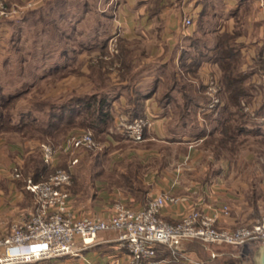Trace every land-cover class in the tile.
<instances>
[{"label":"crops","instance_id":"1","mask_svg":"<svg viewBox=\"0 0 264 264\" xmlns=\"http://www.w3.org/2000/svg\"><path fill=\"white\" fill-rule=\"evenodd\" d=\"M9 1L26 13L29 4L36 7L44 0ZM81 6L83 17L73 29L86 38L81 40L86 52L79 56L84 63L59 74L55 103L63 105L74 96H107L111 115L99 133L79 124L55 134L56 166L72 170V217H106L116 202L140 209L171 194L181 201L163 207L162 216L169 222H179L192 208L210 210L227 203L231 215L221 226L234 229L252 223V210L239 207L246 202H240L243 196L231 182L237 154L219 142L223 131L237 122V107L223 88V104L208 110L203 90L209 73L221 80L216 59L223 40L232 37L239 53L238 72L248 75L241 114L250 116L244 111L248 106L259 116V125L264 124V86L258 83L264 60V0H83L72 9ZM185 15L193 21L188 28L183 27ZM112 40L118 50L114 56L109 53ZM144 116L153 124L145 139L135 143L120 121ZM80 131H91L98 146L67 152L65 138ZM16 133L0 131V239L34 211L23 180H33L29 159L41 154L43 141ZM74 158L79 162L71 165ZM118 236L115 230H104L80 257L27 264H128ZM197 243L185 242L183 253L198 259ZM156 260L186 264L163 244L158 245Z\"/></svg>","mask_w":264,"mask_h":264},{"label":"built area","instance_id":"2","mask_svg":"<svg viewBox=\"0 0 264 264\" xmlns=\"http://www.w3.org/2000/svg\"><path fill=\"white\" fill-rule=\"evenodd\" d=\"M29 4L27 9L32 8ZM24 9L11 5L9 0H0V24L22 18ZM193 25L192 17L185 15L183 27ZM111 56L117 55L116 41L109 46ZM264 86V66L259 77ZM205 107L213 110L223 104V87L213 73L206 76L204 83ZM247 113L253 111L245 106ZM151 117L124 118L120 126L135 143L145 139L151 127ZM98 143L91 131H80L68 135L63 147L75 154L79 149H94ZM43 162L54 171L42 181L29 180L23 187L29 192L34 211L26 221L11 225L8 235L0 239V264H27L57 260L62 257H80L81 252L92 245L99 232L115 230L118 240L128 253V264H157L158 245H166L172 254L186 264H208L183 253L185 242H200L204 245L244 246L264 245V213L256 221L231 229L220 224L231 215L227 203L210 210L192 208L177 223L162 216L163 207L177 204L179 197L163 194L144 208L126 206L116 202L106 217L85 216L75 219L69 212L72 183L71 168H56L58 150L50 142L40 144ZM79 162L72 160L71 165Z\"/></svg>","mask_w":264,"mask_h":264},{"label":"rangeland","instance_id":"3","mask_svg":"<svg viewBox=\"0 0 264 264\" xmlns=\"http://www.w3.org/2000/svg\"><path fill=\"white\" fill-rule=\"evenodd\" d=\"M82 2L62 0L57 4L55 0H44L42 5L28 9L21 19L0 24V120L5 122L3 126L0 122V128L3 130L23 129L24 134L33 138L55 143V134L43 136L40 130L47 126L49 112L55 106L59 74L69 67L77 70V66L84 63L79 56L86 52L81 46V40L86 38L73 29L83 17L82 6L72 9ZM67 55H70L68 59ZM9 98H12L11 103L4 107ZM249 114L248 119L238 121L245 128L246 137H237L224 148L237 154V159H232L236 163V174L231 182L235 181L238 193L243 196L240 202H246L239 207L246 211L250 208L254 222L264 213V124L259 125L257 113ZM25 124L28 126L23 127ZM222 160L227 161V157ZM54 169L48 167L44 176L48 177ZM26 180L24 178L23 183H27ZM196 250V257L208 264H252L255 247L197 243Z\"/></svg>","mask_w":264,"mask_h":264},{"label":"trees","instance_id":"4","mask_svg":"<svg viewBox=\"0 0 264 264\" xmlns=\"http://www.w3.org/2000/svg\"><path fill=\"white\" fill-rule=\"evenodd\" d=\"M232 37H227L221 43V50L219 56L217 57V63L221 69L222 77L220 83L225 91L228 93L229 102L234 104L237 114V122L241 119H246V115L240 114L242 101L247 95L246 88L244 87V82L247 79L248 75L240 74L238 72L239 66V53L235 47L231 44ZM261 67L264 66V60L262 61ZM97 71V69L95 70ZM99 74V73H98ZM102 75V74H101ZM100 75V76H101ZM102 80H105V77L102 76ZM12 101V98H9L5 102L4 107L9 105ZM98 103V106L95 104ZM107 96H95L93 98L89 96H74L71 100H66L63 105L56 104L53 106L49 112V122L47 126L42 128L40 132L43 136H53L59 131L66 132L73 125H86L91 128L93 132L99 133L106 129L107 123L110 119V106ZM84 114V117L80 122H77L75 116L78 114ZM241 118V119H240ZM134 119V118H133ZM248 119V117H247ZM244 121V120H243ZM248 120H246L247 122ZM1 125H4V121L0 120ZM235 123V125L229 126V128L223 131V136L220 137L219 142L223 146L227 144H233L237 137H239L245 128L242 124ZM10 125L12 123L10 122ZM28 126L25 124L23 127ZM2 132H17L24 137H32L27 134H24L22 130H15L13 127L8 130H3ZM225 146V147H226ZM41 151V150H40ZM30 164L32 165V179L39 181L42 179V176L48 170V166L43 162L41 154H35L29 159ZM28 172V171H27ZM253 260V259H252Z\"/></svg>","mask_w":264,"mask_h":264},{"label":"water","instance_id":"5","mask_svg":"<svg viewBox=\"0 0 264 264\" xmlns=\"http://www.w3.org/2000/svg\"><path fill=\"white\" fill-rule=\"evenodd\" d=\"M252 264H264V245H261L256 249Z\"/></svg>","mask_w":264,"mask_h":264}]
</instances>
